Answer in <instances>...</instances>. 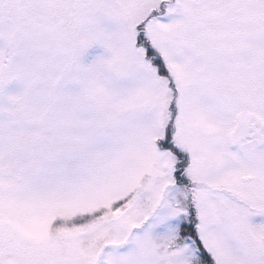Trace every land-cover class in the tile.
Here are the masks:
<instances>
[{
    "label": "snow or ice",
    "instance_id": "6c2138e0",
    "mask_svg": "<svg viewBox=\"0 0 264 264\" xmlns=\"http://www.w3.org/2000/svg\"><path fill=\"white\" fill-rule=\"evenodd\" d=\"M0 264H264V0H0Z\"/></svg>",
    "mask_w": 264,
    "mask_h": 264
}]
</instances>
